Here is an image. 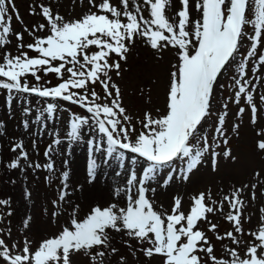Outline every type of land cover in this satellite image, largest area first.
<instances>
[{"label": "snow or ice", "instance_id": "1", "mask_svg": "<svg viewBox=\"0 0 264 264\" xmlns=\"http://www.w3.org/2000/svg\"><path fill=\"white\" fill-rule=\"evenodd\" d=\"M73 3L85 5V10L66 18L51 0H33L29 15L40 20L30 27L24 25L31 37L25 43L24 32L12 27L13 17L23 23L15 0H0V90L7 108L16 101L25 116L35 111L41 132L47 131V122L54 119L61 102L82 110L83 114L72 113L65 139L71 146L85 133L97 137L87 139L89 185L98 179L101 158L104 164L110 162L107 158H114L125 171L115 172L120 184L110 188L104 203L82 206L71 196L83 192L84 186H71L70 170L57 172L51 156L53 145L63 143L59 135L44 152V164L29 157L23 141H11L10 151L17 155L6 168L21 173L43 169L49 186L59 183L50 207L41 209L46 223L56 230L30 239L34 217L25 213L20 222L22 240L18 237L9 244L4 237H12L14 212L10 199H0V264H73V257L80 256L88 264H112L115 257V264H128L127 256L120 255L113 243V233L120 236L136 264L141 257L144 264H264V206L258 209V225L249 230L244 227L252 220L247 208L264 197L260 171L252 174L255 182L233 186L228 192L221 188L213 194L207 188L192 194L187 209L180 195H173L167 208L156 200L158 188L177 180L186 184L206 161L214 173L221 157L238 162L228 147L229 103L237 106V119L247 112L253 125L264 115V94L258 92L264 87V0H179L178 8L172 0ZM13 38L14 50L10 47ZM138 40L157 59L171 51L175 62L169 68L164 106L155 115L145 111L134 118L123 106L122 89L112 73L122 78L126 69L121 62L127 61ZM50 75L55 76L56 84L47 79ZM221 78L229 83H221ZM218 88L230 93L220 109L214 103ZM30 97L38 98L35 109ZM13 115L10 112L9 118ZM210 120L211 133L206 127ZM23 123L29 129L30 121ZM239 127L233 124L231 131ZM4 135L6 125L0 121V136ZM256 135L255 148L264 154V128ZM32 143L35 147L36 141ZM126 154L132 164L143 160L146 166L129 169ZM63 163L67 168L68 161ZM165 167L170 170L162 175ZM23 192L31 202L29 188ZM217 216L231 229L221 234L210 218ZM208 233L220 242V255Z\"/></svg>", "mask_w": 264, "mask_h": 264}, {"label": "rangeland", "instance_id": "2", "mask_svg": "<svg viewBox=\"0 0 264 264\" xmlns=\"http://www.w3.org/2000/svg\"><path fill=\"white\" fill-rule=\"evenodd\" d=\"M47 3L48 0H45ZM55 10L67 17L78 16L85 10V5L75 6L73 0H51ZM115 2V0H114ZM33 0H15L16 8L19 10V15L23 23L16 21L15 17L12 20V27L14 31L24 32V25L29 27L40 20L38 16L29 15V5ZM173 6L179 7V0H172ZM171 15V12H169ZM251 31V29H248ZM24 42H31L27 32H24ZM16 41L12 39L13 50L15 49ZM244 51V49H241ZM31 54V53H30ZM113 59H117L113 56ZM174 57L171 51L165 52L163 59H157L156 53L149 47L145 46L139 40L128 54L126 62H121L122 78L115 76L112 73L113 80L121 87L123 93V106L126 107L127 112L132 114L134 118L142 117L145 111H151L153 115L156 114L157 108H162L165 102L166 84L168 81L169 68L171 63H174ZM47 79L56 84L54 75H50ZM255 80V77H252ZM31 80V77H29ZM221 83L227 85L228 80L221 78ZM97 91L101 89L97 87ZM258 92L264 94V87H259ZM230 93L227 90L217 89V99L214 102L216 109H220V104L225 97ZM33 102V108L38 107V98L30 97ZM6 96L0 90V121L6 125V135L0 136V199H10L11 207L14 215L11 219L12 237L4 238L11 244L17 242V238L22 240L21 218L25 213L34 217L32 224V231L29 234L30 239H39L42 234H50L56 230L55 226L46 223L47 216L43 215L41 209L49 208V201L54 198V193L59 191V183L49 186L45 182V176L48 173L41 169L33 172L32 169H27L21 173L19 169H8L4 165L15 158L16 153L10 151V142L15 140L17 142L23 141L25 149L29 153V157L34 162L44 164L47 158L44 152L48 150L49 145L52 144L56 135L63 140L60 145H53L54 150L51 152L52 159L55 163L57 172L62 170H70V184L76 186L82 184L84 186L83 192H74L71 199L74 203H80L82 206L91 202L104 203L109 198L110 188L120 184V177L115 176V172L124 173L125 169L120 167L119 162L114 158H107L110 162L108 164L100 162L98 169V179L94 185H89L86 182V166L88 160V145L87 139H96L92 133H85L82 140L77 143H72L69 146V141L65 139V134L68 129V123L72 113L83 114L82 110L76 106L61 102L60 110L54 114V119L47 122V131L41 132V125L35 122V111L30 116H25L21 110V104L13 101L11 108H7ZM237 106L229 103L228 116L226 118V132L229 139L228 147L231 148L232 154L238 158L237 163L230 160L220 158V166L217 172H212L210 164L206 161L199 166L191 174L190 180L185 184L181 181H174L167 188H158L156 193V200L158 205L163 204L165 208L169 207L170 198L173 195H180L183 197V204L185 209L189 205V197L201 190L211 188L213 194H216L221 188L224 192H228L231 187L239 186L249 181L255 182L253 178L254 171H260L264 176V154H259L255 148V143L259 137L256 132L260 128H264V115L261 116L258 123L253 125L250 123L249 113H245L240 119H237L235 113ZM14 115L9 118V113ZM30 121L29 129H25L24 121ZM215 119V116L212 120ZM212 121L208 125L209 133H211ZM239 124L240 127L236 132L231 131L233 124ZM238 133V134H237ZM36 141L33 147V141ZM223 147V146H222ZM99 157L100 154H97ZM64 160L68 161L67 168L64 166ZM125 164L131 170H138L146 166L143 160H139L136 164H132L130 158L126 154ZM24 166L25 162L21 161ZM182 166V165H181ZM170 170V167H165L161 170L163 175ZM27 177V179H25ZM55 179V177H53ZM153 186L156 184L153 182ZM27 187L32 192V201L29 202L24 198V188ZM35 204V207L32 205ZM264 206V197L249 205L246 214H252L250 223H245L246 230L254 229L258 225V209ZM225 212H227V205H225ZM214 223L218 224V231L223 234L224 231L230 230L231 225L225 222L220 216L210 217ZM63 219V217H62ZM7 220L4 221V224ZM206 230L205 225H201ZM115 239L114 245L120 249V255L127 256L128 264H136V261L128 254V250L123 246L120 236L115 233L112 234ZM209 238L215 245L217 255L221 254V244L215 240L213 233H208ZM248 237H245L247 239ZM228 241H225L227 243ZM135 244V241H132ZM118 257L113 258L112 264ZM73 264H88L86 258L83 256L73 257ZM106 264L108 262L106 261ZM140 264H144V258H140ZM155 264V262H153Z\"/></svg>", "mask_w": 264, "mask_h": 264}]
</instances>
